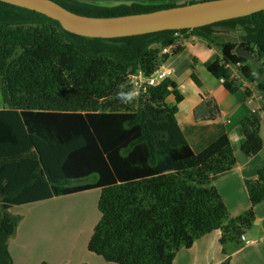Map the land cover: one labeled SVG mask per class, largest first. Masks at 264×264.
<instances>
[{"label": "trees", "instance_id": "trees-1", "mask_svg": "<svg viewBox=\"0 0 264 264\" xmlns=\"http://www.w3.org/2000/svg\"><path fill=\"white\" fill-rule=\"evenodd\" d=\"M52 1L78 15L109 18L209 0ZM218 28L241 32L240 41L217 44ZM192 37L219 46L220 57L204 67L228 93L239 89L232 77L237 69L257 85L264 103V11L191 30L100 39L0 2V264H13L7 241L16 224L9 208L96 188L100 218L87 249L106 263L172 264L201 237L219 231L224 245L255 221L254 207L264 201V165L244 181L249 209L231 217L212 185L236 164L228 136L194 153L175 117L183 100L176 82L165 78L136 89L131 82L137 75L150 78L183 49L179 40ZM237 47L257 60L254 67L235 54ZM165 48L169 54H161ZM190 79L200 86L193 73ZM170 95L173 105L166 103ZM219 112L212 97H201L193 117L210 121ZM261 121L264 116L250 112L239 122L247 157L264 148ZM92 176L93 182L68 184Z\"/></svg>", "mask_w": 264, "mask_h": 264}, {"label": "crops", "instance_id": "crops-1", "mask_svg": "<svg viewBox=\"0 0 264 264\" xmlns=\"http://www.w3.org/2000/svg\"><path fill=\"white\" fill-rule=\"evenodd\" d=\"M178 44L183 48L179 53L185 50L191 55L202 53L205 55L203 61H207L217 54L214 49L207 50L206 43L198 38L192 37L188 40H179ZM160 68L166 73V77L175 82L179 78H186L189 75L186 66L176 67L175 61L171 67L166 68L164 60ZM234 73L233 71L232 77L237 80L236 83L239 85V89L234 94L228 93L223 88L221 80H211L205 77L203 79L205 88L203 96L192 97L188 103H184L185 98H183L177 106L175 116L194 153L200 152L221 135L226 134L228 136L236 164L229 172L215 176L212 179V185L219 192L231 217H236L249 209L250 204L244 181L255 179L257 170L264 165V148L253 157H247L241 152L240 147L244 142V136L239 127V122L250 114L252 108L260 110L263 107L262 94L255 86L247 83L241 77H235ZM135 78L136 83L142 79L140 75ZM249 95L254 98L252 104L247 103V96ZM201 97H212L216 101L220 111L216 119L195 122L193 110L200 104ZM1 108L2 105L0 104ZM259 136L264 142L263 121L260 122ZM254 214V227L258 228V232L255 231L248 238L242 235L243 238L240 237V241L243 242V245L238 249L228 248L222 251L223 246L219 242L220 232L213 231L196 240L189 249H180L172 264H182L180 263V256L186 258L188 264H206L209 260H212L211 263L213 264H221L225 260L230 261L228 264H264V201L254 207ZM234 257L239 258L231 262V258Z\"/></svg>", "mask_w": 264, "mask_h": 264}, {"label": "rangeland", "instance_id": "rangeland-1", "mask_svg": "<svg viewBox=\"0 0 264 264\" xmlns=\"http://www.w3.org/2000/svg\"><path fill=\"white\" fill-rule=\"evenodd\" d=\"M96 5L112 6L120 3L153 2L154 0H78ZM163 0L155 1L156 4H162ZM180 0L177 3H182ZM216 42H238L241 32L236 30H227L225 28L216 29ZM199 39V38H198ZM206 48L214 49L217 54L209 60L220 57V48L217 45H209L205 40ZM185 50V49H184ZM198 56V57H197ZM204 56L202 53L196 55L188 54L187 50L174 56H169L165 60V67L169 68L175 61L176 67H184L188 71L186 78L176 80L177 90L185 98L184 103H188L192 97L203 96L205 77L211 80L216 79L208 73L204 67ZM203 57V58H202ZM249 64L254 67L253 60L250 58ZM253 61V62H252ZM255 63V62H254ZM235 77H240L237 69H234ZM194 74L199 80L200 86L197 87L190 79ZM145 79L139 80V83ZM257 88V85L252 84ZM136 89V87H135ZM168 105L174 104L172 95L166 98ZM1 104V103H0ZM87 181L93 182L94 177L83 180L82 183L77 180L69 181V185L85 184ZM100 196V189H91L68 195L55 196L51 200L28 203L20 206H13L7 210V214L15 221L14 233L8 238L9 255L13 264H112L104 262L100 257L90 253L87 249L88 242L93 229L99 221L100 215L97 211V201ZM253 222L249 227L244 228L243 234L246 238L258 232ZM243 245L240 237L236 240L227 241L223 250L228 248L238 249ZM226 246V248H225ZM232 252V251H227ZM212 253V252H211ZM202 256V254H200ZM213 257V256H212ZM239 257L231 258V262ZM226 261V260H225ZM209 260L206 264L211 263ZM230 262L227 260V264ZM180 263L188 264L186 258L180 256Z\"/></svg>", "mask_w": 264, "mask_h": 264}, {"label": "water", "instance_id": "water-1", "mask_svg": "<svg viewBox=\"0 0 264 264\" xmlns=\"http://www.w3.org/2000/svg\"><path fill=\"white\" fill-rule=\"evenodd\" d=\"M34 11L58 22L71 34L88 38L113 39L169 30H191L264 11V0H209L120 17L94 18L72 13L52 0H0ZM238 57L250 59L249 51L235 49ZM257 62L256 59L253 60ZM262 67V65H259ZM134 84V78L131 79Z\"/></svg>", "mask_w": 264, "mask_h": 264}, {"label": "built area", "instance_id": "built-area-1", "mask_svg": "<svg viewBox=\"0 0 264 264\" xmlns=\"http://www.w3.org/2000/svg\"><path fill=\"white\" fill-rule=\"evenodd\" d=\"M169 51V48H165L162 50V53H167ZM165 72L163 70L157 71L154 75H152L150 78L145 79L142 83H145L149 86H155L157 85L160 81H162L165 78ZM141 83V84H142ZM254 101V98L252 95L247 96V103L252 104ZM251 113H257L260 117H263V113H259V110L256 108H252ZM243 238V237H241Z\"/></svg>", "mask_w": 264, "mask_h": 264}, {"label": "clouds", "instance_id": "clouds-1", "mask_svg": "<svg viewBox=\"0 0 264 264\" xmlns=\"http://www.w3.org/2000/svg\"><path fill=\"white\" fill-rule=\"evenodd\" d=\"M169 53H170V48H169V51H168L167 53H164V54H169ZM161 54H163V53H162V51H161ZM159 70H161V68H160ZM165 74H166V73H165ZM137 76H138V75H137ZM135 77H136V76H134V77H132V78H134V84H135V85H134V87H136V88H137V87H139V86L141 85V83H142L143 81H142V82H140V83H139V82H138V83H136V81H137V80H136V78H135ZM240 77H241V76H240ZM165 78H168V77H166V75H165ZM165 78H164V79H165ZM142 79H143V78H142ZM164 79H163V80H164Z\"/></svg>", "mask_w": 264, "mask_h": 264}]
</instances>
